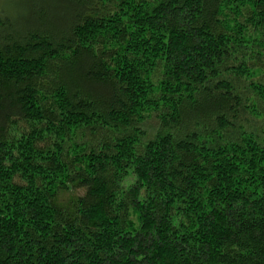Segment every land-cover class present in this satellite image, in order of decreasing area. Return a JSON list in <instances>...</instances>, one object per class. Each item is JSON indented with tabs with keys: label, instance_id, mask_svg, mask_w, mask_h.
Segmentation results:
<instances>
[{
	"label": "trees",
	"instance_id": "16d2710c",
	"mask_svg": "<svg viewBox=\"0 0 264 264\" xmlns=\"http://www.w3.org/2000/svg\"><path fill=\"white\" fill-rule=\"evenodd\" d=\"M11 3L0 264H264V0Z\"/></svg>",
	"mask_w": 264,
	"mask_h": 264
},
{
	"label": "rangeland",
	"instance_id": "374dc122",
	"mask_svg": "<svg viewBox=\"0 0 264 264\" xmlns=\"http://www.w3.org/2000/svg\"><path fill=\"white\" fill-rule=\"evenodd\" d=\"M5 1V4H3V8L6 10H8V11H10V9H12V8H10V5L12 4L11 2H12V0H4ZM1 2H3V0H0V4H1ZM1 6V5H0ZM12 12V11H11Z\"/></svg>",
	"mask_w": 264,
	"mask_h": 264
}]
</instances>
